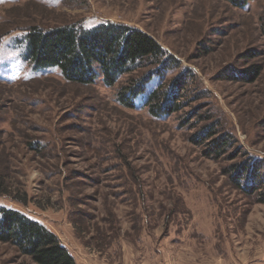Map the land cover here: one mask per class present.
<instances>
[{
  "label": "rangeland",
  "instance_id": "1",
  "mask_svg": "<svg viewBox=\"0 0 264 264\" xmlns=\"http://www.w3.org/2000/svg\"><path fill=\"white\" fill-rule=\"evenodd\" d=\"M261 17L264 0H0V206L84 264H264V181L249 194L225 172L264 161ZM104 21L146 32L177 60L163 84L189 74L178 111L153 120L147 95L128 109L119 83H66L22 57L32 26ZM250 64L262 67L255 81L231 79ZM211 122L232 143L219 157L192 140ZM24 262L0 242V264Z\"/></svg>",
  "mask_w": 264,
  "mask_h": 264
},
{
  "label": "trees",
  "instance_id": "2",
  "mask_svg": "<svg viewBox=\"0 0 264 264\" xmlns=\"http://www.w3.org/2000/svg\"><path fill=\"white\" fill-rule=\"evenodd\" d=\"M225 1L244 9L254 0ZM260 22L264 34V17H261ZM23 38L22 57L32 70L54 68L66 83L92 85L99 77L107 87L119 83L117 102L133 109L137 99L147 95L142 106L146 107L153 120L179 110L184 80L189 74L184 75L182 80L163 84L164 72L177 66V60L144 31L104 21L91 26L58 24L48 29L32 26ZM246 56L250 57V52ZM145 64L151 69L148 74L131 75ZM261 70L260 64H250L229 73L231 79L253 82ZM154 78L159 84L148 92L146 87ZM215 124L211 122L199 127L192 135V140L205 142V153L219 157L232 143L229 134L216 129ZM263 170L264 161L247 156L243 162L229 166L225 172L230 175L237 189L255 194L263 184ZM2 194H6L4 189H0ZM20 200L24 201V198ZM0 242L12 245L24 256L27 262L23 264H76L52 231L20 211L5 206H0Z\"/></svg>",
  "mask_w": 264,
  "mask_h": 264
},
{
  "label": "crops",
  "instance_id": "3",
  "mask_svg": "<svg viewBox=\"0 0 264 264\" xmlns=\"http://www.w3.org/2000/svg\"><path fill=\"white\" fill-rule=\"evenodd\" d=\"M76 264H84V263H81L78 259H74Z\"/></svg>",
  "mask_w": 264,
  "mask_h": 264
},
{
  "label": "bare ground",
  "instance_id": "4",
  "mask_svg": "<svg viewBox=\"0 0 264 264\" xmlns=\"http://www.w3.org/2000/svg\"><path fill=\"white\" fill-rule=\"evenodd\" d=\"M221 234V232H219ZM221 236V235H220Z\"/></svg>",
  "mask_w": 264,
  "mask_h": 264
}]
</instances>
